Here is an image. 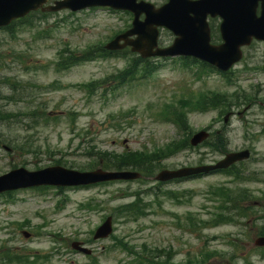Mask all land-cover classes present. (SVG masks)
Listing matches in <instances>:
<instances>
[{"label":"rangeland","instance_id":"rangeland-1","mask_svg":"<svg viewBox=\"0 0 264 264\" xmlns=\"http://www.w3.org/2000/svg\"><path fill=\"white\" fill-rule=\"evenodd\" d=\"M146 1L160 4L159 0ZM130 19L129 15L123 13L113 14L102 10L74 15L65 11L48 17L44 22L33 19V26L18 29L15 38L0 30V115H40L42 111L54 112L60 119L57 123L59 126L53 122V126L50 124L29 128L30 117L25 123H17V119L15 123L0 121V175L9 171L12 166H24L29 171L50 166L47 150L59 152L55 158L68 159L75 164L73 169L78 164L85 169L88 168L84 155L86 152H92L96 157L99 153L104 158V152L121 153L124 150L140 151L144 148L152 150L163 147L180 138L181 134L174 125L156 118L155 114H158L162 105L174 103L182 96L208 91L228 94L237 91L235 88L225 87L218 75L202 76L198 80L195 78V67L184 69L178 63L159 60L163 68L156 72L152 80L135 81L128 88L116 90L112 97L108 95L105 100L100 96V91L88 94L73 85L89 79H104L125 66L126 59L97 60L81 64L64 73H55L47 62L65 45L71 50H82L96 41L105 40L113 31L127 26ZM168 37L170 35L163 37L164 42L167 43ZM251 49L255 53V59L263 56V44H256ZM255 59L253 62H256ZM250 75L251 81L240 82L238 89L242 91L240 93L260 97L261 101H256V105L250 107L242 116L231 117L225 125L228 149L231 152L248 149L250 158L243 166L247 173H254L259 179L254 183L238 186L244 187L247 192L250 191L252 198H256L251 203L253 206H256V202L259 203L254 213H248L246 228L243 229L241 225H227L190 235L174 226L175 219L172 215L185 217L188 213H195L202 219L208 217V213L212 211L206 199L209 188L226 185L237 189L236 186H231L225 175L201 177L191 182L163 186V191L184 190L193 194H188H192L191 198L183 200L181 204L160 194L150 196L146 198L150 201L147 215L134 221L114 218L115 207L132 200L123 199L127 193L146 190L154 184L151 180L145 183L116 182L66 191L68 201L64 202L60 210L56 209L59 200L47 194H19L14 198L15 202L0 199V250L1 246H6L19 254L26 249L28 252L50 256L48 262L41 264H92L90 259L74 253L70 249V243L90 238L91 233L104 219L111 216L113 235L128 246H134L137 252L146 244L150 249L165 250L161 259H166L168 252H175L178 254L173 259L183 262L188 256L193 258L195 253H199L198 247L202 245V241H198L197 237L202 238L203 246L207 247L205 241L211 242L212 237L219 236V241L216 239L209 244L210 250H220V243L228 238H238L243 246L242 255L250 257L252 264H264V256L260 257L251 251L256 230L264 223L257 220L258 217H264V136L253 138L264 123V74L246 73L240 74L238 78ZM9 97L12 99L8 100ZM243 108L232 110L237 112ZM70 113L78 115L77 126L73 132L67 130L63 124ZM217 115V111L189 115L187 121L192 133L208 127L218 133L224 124L220 121L222 118L214 121ZM246 133L248 138L244 137ZM24 139H31L33 148L40 147L47 155L21 156L10 151L9 146ZM205 151L207 150L201 149L200 153H180L162 162V165L165 169H172L192 166L199 163L201 158L205 164L222 158V155L208 154ZM85 204L92 205V208L82 207ZM184 217L181 224H185ZM24 222L29 223L26 231L31 234L37 231V237L25 239L14 226ZM114 243L110 238L88 244V247L94 249L97 264H132L134 257L118 248H112ZM147 255L150 256L149 253ZM213 264H219V261ZM236 264L244 263L242 259H238Z\"/></svg>","mask_w":264,"mask_h":264},{"label":"water","instance_id":"water-1","mask_svg":"<svg viewBox=\"0 0 264 264\" xmlns=\"http://www.w3.org/2000/svg\"><path fill=\"white\" fill-rule=\"evenodd\" d=\"M45 0H0V25H5L11 18L15 16H21L24 13H26L30 9H37L40 7V5L44 2ZM207 2H201L197 4H190V5H185L183 4L182 7L179 8H185L183 11V21L187 23L182 28L177 27L171 20V17L173 15V9L170 11H164L162 10L161 13L154 15L152 12L151 8L141 5L139 7H135L137 13L139 14L142 11L147 12L148 14V19L145 24L139 25L138 23H135V29L131 34H138L139 38L138 41L135 43V48L136 49H151L152 48V43H151V34H152V26L157 25V24H162V21L158 19V16H161L162 14H168L167 19L165 22H163L164 25L169 26L172 28L174 31H176L177 34L181 35L182 38L177 41V48L170 51V52H178V51H184V52H190L191 46H192V52H199L201 55H204V52L207 48L206 44L204 43V29L202 27L203 24V19L207 15V13H213L216 12V3L219 0H206ZM239 1V0H238ZM201 10V18H196V21H190L188 19V14L190 12H194L197 14V10ZM252 22V20H250ZM194 28L199 27L198 30V37L199 41H193L192 37L188 35L186 32H190L192 27ZM191 45V46H190ZM198 54V53H197ZM197 141H194L196 143ZM242 158L241 155H233L230 156L227 161L222 163V166H227L237 160H240ZM126 177L125 175H120L115 178H124ZM111 177H106L104 175L96 174L92 175L86 178V176H81L79 183H89V182H97V181H103L107 180ZM5 179V178H3ZM3 179H0L2 181ZM71 182H74L73 180ZM264 245V241L260 243Z\"/></svg>","mask_w":264,"mask_h":264},{"label":"trees","instance_id":"trees-1","mask_svg":"<svg viewBox=\"0 0 264 264\" xmlns=\"http://www.w3.org/2000/svg\"><path fill=\"white\" fill-rule=\"evenodd\" d=\"M184 126V125H183ZM175 151L174 148H172V146H169V148L167 149V151H165L164 153L162 151H157L159 152V154H157L156 152L152 153V154H138L135 156V154H128L127 156L122 155L119 162L116 161V163H113V165H107V167H112V168H116V169H123L126 167H133L136 169H140V170H146V168H150L151 166L148 165L151 162H153L154 160L158 159V156H163L166 154H171ZM244 194V193H243ZM242 194V195H243ZM241 195V196H242ZM230 218L227 217L225 219H222L224 221L229 220ZM221 220V217H220Z\"/></svg>","mask_w":264,"mask_h":264}]
</instances>
